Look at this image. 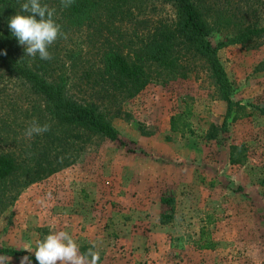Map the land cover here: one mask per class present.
<instances>
[{
    "label": "rangeland",
    "instance_id": "374dc122",
    "mask_svg": "<svg viewBox=\"0 0 264 264\" xmlns=\"http://www.w3.org/2000/svg\"><path fill=\"white\" fill-rule=\"evenodd\" d=\"M142 7L152 22L175 17L164 0ZM246 19L264 24V5ZM228 34L214 29L209 39ZM86 39H59V53L76 43L81 58ZM258 43L218 50L235 103L226 119L227 101L198 59L186 77L153 79L122 101L110 115L116 139L90 138L73 163L25 187L0 215V255L20 264L27 254L9 249L35 255L37 241L64 230L82 252L95 244L99 264H264V36Z\"/></svg>",
    "mask_w": 264,
    "mask_h": 264
},
{
    "label": "trees",
    "instance_id": "16d2710c",
    "mask_svg": "<svg viewBox=\"0 0 264 264\" xmlns=\"http://www.w3.org/2000/svg\"><path fill=\"white\" fill-rule=\"evenodd\" d=\"M164 1L174 9L172 21L152 22L143 0H75L67 9L60 0H42L56 7L55 19L64 32L84 33L88 42L83 56L74 58L72 53L81 51L78 45L59 53L57 41L49 49L53 59L45 61L25 55L9 29V19L20 13L25 0H0V215L25 187L73 163L90 138L116 139L110 115L122 113L121 102L153 79L186 77L195 59L209 72L217 95L227 101L225 119L230 116L235 103L218 50L232 43L259 45L264 24L246 15L264 0ZM222 27L230 34L213 44L210 34ZM71 80L79 96L70 92ZM33 119L51 125V130L26 137ZM175 121L171 117V130L180 131ZM236 152L239 147L231 145V163L241 160ZM9 252L27 254L37 263L27 251Z\"/></svg>",
    "mask_w": 264,
    "mask_h": 264
},
{
    "label": "clouds",
    "instance_id": "9594fccd",
    "mask_svg": "<svg viewBox=\"0 0 264 264\" xmlns=\"http://www.w3.org/2000/svg\"><path fill=\"white\" fill-rule=\"evenodd\" d=\"M74 3L75 0H60V6L64 9ZM20 9V13L9 19L11 34L19 45L24 46L25 55L33 59L39 56L41 60H52L50 47L59 39L68 38V34L56 22V7L42 3V0H25ZM50 130L51 125L41 124L37 119H33L25 130V136L28 138L41 136ZM95 247L96 245L92 244L87 251L82 252L72 235L64 230H55L37 241L34 254L37 264H99L100 255L94 250ZM24 250L33 252L31 248ZM10 259L0 255V264H9ZM20 264H31L30 257L24 256Z\"/></svg>",
    "mask_w": 264,
    "mask_h": 264
}]
</instances>
